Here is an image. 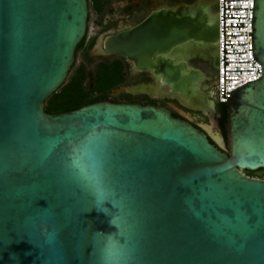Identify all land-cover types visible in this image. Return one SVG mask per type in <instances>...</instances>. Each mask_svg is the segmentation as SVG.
I'll return each mask as SVG.
<instances>
[{
  "label": "water",
  "instance_id": "1",
  "mask_svg": "<svg viewBox=\"0 0 264 264\" xmlns=\"http://www.w3.org/2000/svg\"><path fill=\"white\" fill-rule=\"evenodd\" d=\"M87 20L88 0H0V264H264V178L245 173L264 169V0L252 18L262 75L223 96L225 136L183 118L213 124L216 73L191 63L218 66L207 0L104 41L153 79L112 94L175 99L178 116L111 97L47 112Z\"/></svg>",
  "mask_w": 264,
  "mask_h": 264
},
{
  "label": "flooded vegetation",
  "instance_id": "2",
  "mask_svg": "<svg viewBox=\"0 0 264 264\" xmlns=\"http://www.w3.org/2000/svg\"><path fill=\"white\" fill-rule=\"evenodd\" d=\"M195 0H88V20L87 29L84 38L78 44L75 51V59L78 55L81 56L83 63L92 67L88 69L87 81L91 84L95 78L96 71L101 66L117 67L119 73L116 78V86L105 93V98L111 97L114 100H130L141 102L161 103L169 106L175 115L178 114L174 111L170 104L181 107L175 99L168 98H153L145 93L130 94L120 92L118 95H113L112 90L119 88L123 85H131L137 83H151L153 79L151 74L147 71H137L133 73L128 60L115 52H107L104 49V41L107 37L117 34L121 30L131 28L144 22L152 12L161 10H171L178 8L182 4H190ZM210 3V9L216 13V0H207ZM163 16L164 15H156ZM102 42L103 51L98 49L99 42ZM191 63L201 69L205 70L210 76L215 75V70L211 66L210 61H205L199 57L191 60ZM215 79L212 78L208 83L210 85L209 94L215 103V110L211 114L213 124H211L210 117L204 115L200 111L185 109L188 116L183 117L194 126L201 122H206L212 127L220 128L225 136L226 131L222 125V118L224 113L227 117L228 107L225 110L218 104L215 96ZM226 121V120H225ZM256 173L251 175L253 177L264 178V169L252 171Z\"/></svg>",
  "mask_w": 264,
  "mask_h": 264
},
{
  "label": "built area",
  "instance_id": "3",
  "mask_svg": "<svg viewBox=\"0 0 264 264\" xmlns=\"http://www.w3.org/2000/svg\"><path fill=\"white\" fill-rule=\"evenodd\" d=\"M253 2L254 0H217L216 2L218 66L215 70V96L217 102L227 103L228 97L223 96H230L231 90L262 75V65L253 56L252 48Z\"/></svg>",
  "mask_w": 264,
  "mask_h": 264
},
{
  "label": "trees",
  "instance_id": "4",
  "mask_svg": "<svg viewBox=\"0 0 264 264\" xmlns=\"http://www.w3.org/2000/svg\"><path fill=\"white\" fill-rule=\"evenodd\" d=\"M75 61L76 59L74 60L70 71L75 64ZM118 73L119 70L117 67H99L96 71L95 78L90 89V91L98 92V94L96 96L86 98V89L88 86L85 85L86 83H84V79L87 77V73L84 70V67L80 66L68 81H66V77L64 83L44 101V109L47 112L55 113L75 109L83 104L104 99L103 97H105V93L116 86V76ZM218 104L223 110H225L226 103L218 102ZM225 120L226 115L224 113L222 125H224ZM245 173L249 175V171H245Z\"/></svg>",
  "mask_w": 264,
  "mask_h": 264
},
{
  "label": "rangeland",
  "instance_id": "5",
  "mask_svg": "<svg viewBox=\"0 0 264 264\" xmlns=\"http://www.w3.org/2000/svg\"><path fill=\"white\" fill-rule=\"evenodd\" d=\"M80 66H83L85 71H88V69H90V70L92 69V67H90L89 65L84 64L81 56L78 55L76 57V61H75V64H74L72 70L70 71L69 75L67 76L66 81H68L75 74V72L77 71V69ZM84 83H86L85 85L88 86L86 89V98H90V97L96 96L98 94V92L90 91L92 84H91V82L89 83V81H87L86 78L84 79ZM252 174L255 175L256 173L249 171V175L251 176Z\"/></svg>",
  "mask_w": 264,
  "mask_h": 264
}]
</instances>
